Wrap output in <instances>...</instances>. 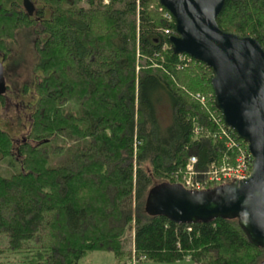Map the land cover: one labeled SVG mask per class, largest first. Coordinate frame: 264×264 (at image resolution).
<instances>
[{
	"label": "trees",
	"instance_id": "16d2710c",
	"mask_svg": "<svg viewBox=\"0 0 264 264\" xmlns=\"http://www.w3.org/2000/svg\"><path fill=\"white\" fill-rule=\"evenodd\" d=\"M33 3L30 14L23 0H0V51L8 56V42L32 29L40 74L22 140L0 127V162L20 166L10 174L0 166V257L80 264L102 250L126 263L133 256L264 263V247L249 240L237 218L179 222L148 205L150 192L175 183L172 172L191 156L205 169L227 151L213 135L219 124L212 113L222 114L212 69L173 51L165 30L176 32L175 19L165 17L160 0ZM217 21L264 47V0H226ZM197 92L208 97L207 106ZM0 99L1 108L8 100ZM1 118L14 132L13 118Z\"/></svg>",
	"mask_w": 264,
	"mask_h": 264
},
{
	"label": "water",
	"instance_id": "95a60500",
	"mask_svg": "<svg viewBox=\"0 0 264 264\" xmlns=\"http://www.w3.org/2000/svg\"><path fill=\"white\" fill-rule=\"evenodd\" d=\"M226 0H160L174 16L177 34L170 44L212 69L215 104L225 123L249 143L254 155L249 177L215 188L193 191L163 183L149 194L154 213L179 222L237 218L249 240L264 247V47L253 36L226 31L217 21ZM32 14L33 0H23ZM0 60V94L7 91ZM264 264V263H262Z\"/></svg>",
	"mask_w": 264,
	"mask_h": 264
},
{
	"label": "rangeland",
	"instance_id": "374dc122",
	"mask_svg": "<svg viewBox=\"0 0 264 264\" xmlns=\"http://www.w3.org/2000/svg\"><path fill=\"white\" fill-rule=\"evenodd\" d=\"M109 1L110 0H104L105 3H109ZM82 4L84 5V2H82ZM35 39H36V32H34L32 29H21L17 33L14 42L13 41H11L10 43L8 42L9 44L8 48H11L9 57H12L11 58L12 61L17 65L16 68L14 69L15 72L12 73V77L14 79L17 76L19 77L18 82L13 87H15V90L19 89V92L14 91L12 93V89L11 87H9V89H7L5 93V98L8 100L11 97V93L15 95V98L6 101V104L1 106L0 108V118L1 117L3 119L7 117L13 118L14 132H12L10 129L4 126L6 124L5 119L4 122H2L3 125L0 122V127L5 128L10 133H12L13 136L18 141L22 140L23 136L27 132V128L29 125V115L31 111V108H28V105L30 104L31 100L34 102L36 96L35 91H33L31 95L30 92L36 87L34 86V80L36 81V79L40 76V74L38 73L36 74V71L34 70V65L36 64L38 58ZM187 61L189 62L190 60ZM25 83H28L27 87L26 85L23 86ZM26 93L27 95H25ZM0 102L2 103L1 99ZM17 117L19 122L18 120L16 121ZM2 164H3L2 168L4 170H7L6 173L8 174L18 172L20 170V166L18 162H15L14 165H9L7 161H1L0 166ZM133 237H134V230H131L127 233V238L129 242L127 245H130L132 243V241L134 240ZM0 244L2 243L0 242ZM19 257L20 255L16 257L10 256L9 258L0 257V261L8 260L9 261L8 264H17L20 259ZM125 260L126 259L117 258L112 251L94 250V251H90L85 257H83L80 260V264H89V263L92 264H196L194 261L186 260V259L171 263H160L151 260H142L138 262H133L132 259L131 261H129V263H126ZM21 263L22 262H20V264Z\"/></svg>",
	"mask_w": 264,
	"mask_h": 264
},
{
	"label": "built area",
	"instance_id": "2783aa9c",
	"mask_svg": "<svg viewBox=\"0 0 264 264\" xmlns=\"http://www.w3.org/2000/svg\"><path fill=\"white\" fill-rule=\"evenodd\" d=\"M163 9L164 7H161V10ZM164 15L169 20L173 19L172 13L168 10L164 12ZM165 32L170 35L175 34L171 29H166ZM193 96L203 106H207L208 97L205 94L197 92ZM212 117L219 124L218 131L213 135L224 140L227 149L222 158L211 162L205 169H199L197 156L193 155L184 167L172 172V177L176 182H180L185 188L193 191L213 188L234 180H243L251 174L253 169L254 156L248 143L225 123L223 116H218L213 112ZM201 129L203 128L196 121L195 133L198 134ZM208 133L211 134V130H208Z\"/></svg>",
	"mask_w": 264,
	"mask_h": 264
},
{
	"label": "flooded vegetation",
	"instance_id": "af4514ba",
	"mask_svg": "<svg viewBox=\"0 0 264 264\" xmlns=\"http://www.w3.org/2000/svg\"><path fill=\"white\" fill-rule=\"evenodd\" d=\"M8 58H10V59H8ZM11 58L12 57H9V55L5 56L0 51V59H2V62L4 63V66H5V77H6V81H7V84H8L7 86H8V88L11 87L12 93H13L14 91H18L19 92V89L15 90V87H13L18 82V78L19 77L17 76V77H15V79L12 77V73L15 72L14 69L16 68L17 65L12 61ZM12 66H13V68H12ZM12 93H11V97L12 98L10 97L8 100L15 98V95H13ZM18 96H20V95H18Z\"/></svg>",
	"mask_w": 264,
	"mask_h": 264
},
{
	"label": "crops",
	"instance_id": "0c3cea01",
	"mask_svg": "<svg viewBox=\"0 0 264 264\" xmlns=\"http://www.w3.org/2000/svg\"><path fill=\"white\" fill-rule=\"evenodd\" d=\"M186 260H191V259H189V258H185ZM184 260V259H183Z\"/></svg>",
	"mask_w": 264,
	"mask_h": 264
}]
</instances>
